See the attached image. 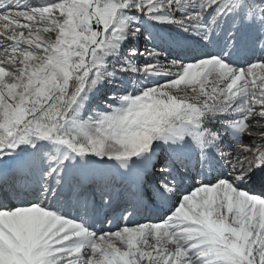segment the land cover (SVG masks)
Instances as JSON below:
<instances>
[{
	"label": "snow or ice",
	"instance_id": "obj_1",
	"mask_svg": "<svg viewBox=\"0 0 264 264\" xmlns=\"http://www.w3.org/2000/svg\"><path fill=\"white\" fill-rule=\"evenodd\" d=\"M0 264H264V0H0Z\"/></svg>",
	"mask_w": 264,
	"mask_h": 264
},
{
	"label": "bare ground",
	"instance_id": "obj_2",
	"mask_svg": "<svg viewBox=\"0 0 264 264\" xmlns=\"http://www.w3.org/2000/svg\"><path fill=\"white\" fill-rule=\"evenodd\" d=\"M254 135H259V133L258 132H254ZM246 143L249 144L250 141L247 139V142Z\"/></svg>",
	"mask_w": 264,
	"mask_h": 264
}]
</instances>
